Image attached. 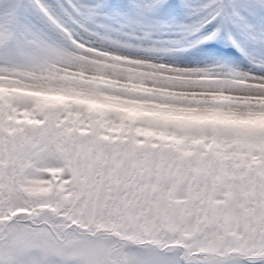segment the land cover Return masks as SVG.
<instances>
[{
	"label": "snow or ice",
	"instance_id": "obj_1",
	"mask_svg": "<svg viewBox=\"0 0 264 264\" xmlns=\"http://www.w3.org/2000/svg\"><path fill=\"white\" fill-rule=\"evenodd\" d=\"M190 7L206 39L254 31L247 0ZM80 16L13 0L0 19V264H264V65L118 55L75 34Z\"/></svg>",
	"mask_w": 264,
	"mask_h": 264
},
{
	"label": "rangeland",
	"instance_id": "obj_2",
	"mask_svg": "<svg viewBox=\"0 0 264 264\" xmlns=\"http://www.w3.org/2000/svg\"><path fill=\"white\" fill-rule=\"evenodd\" d=\"M57 5L64 0H41ZM204 0H166L162 7L144 12L152 0H71L81 9L74 29L85 43L129 57H140L176 68L200 69L220 76L256 74L264 65V8L258 0H247L248 28L221 31L200 28L191 5ZM13 0H0V19L11 11ZM23 30L36 31L49 42L65 47L62 37L26 11L20 14ZM234 48V49H233ZM238 51V52H237Z\"/></svg>",
	"mask_w": 264,
	"mask_h": 264
}]
</instances>
